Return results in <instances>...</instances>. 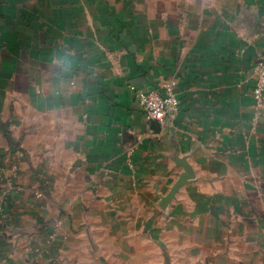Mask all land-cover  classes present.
Returning a JSON list of instances; mask_svg holds the SVG:
<instances>
[{"label": "crops", "instance_id": "1", "mask_svg": "<svg viewBox=\"0 0 264 264\" xmlns=\"http://www.w3.org/2000/svg\"><path fill=\"white\" fill-rule=\"evenodd\" d=\"M260 59L264 0H0V264H264Z\"/></svg>", "mask_w": 264, "mask_h": 264}, {"label": "built area", "instance_id": "2", "mask_svg": "<svg viewBox=\"0 0 264 264\" xmlns=\"http://www.w3.org/2000/svg\"><path fill=\"white\" fill-rule=\"evenodd\" d=\"M253 95L259 111L264 109V60L260 59L254 68ZM177 80L171 79L164 84L163 92L157 89L142 90L137 93L146 120L159 125H168L178 111L181 100L175 88Z\"/></svg>", "mask_w": 264, "mask_h": 264}, {"label": "clouds", "instance_id": "3", "mask_svg": "<svg viewBox=\"0 0 264 264\" xmlns=\"http://www.w3.org/2000/svg\"><path fill=\"white\" fill-rule=\"evenodd\" d=\"M74 67V59L68 54H61L58 58L54 57V63L51 65V70L56 76L64 75L70 77Z\"/></svg>", "mask_w": 264, "mask_h": 264}]
</instances>
